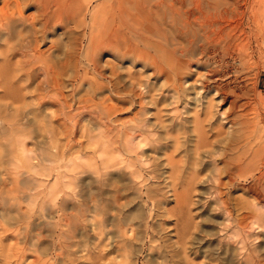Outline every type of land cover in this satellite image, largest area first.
<instances>
[{
    "label": "rangeland",
    "instance_id": "1",
    "mask_svg": "<svg viewBox=\"0 0 264 264\" xmlns=\"http://www.w3.org/2000/svg\"><path fill=\"white\" fill-rule=\"evenodd\" d=\"M104 1L65 0L64 6L70 5L71 7L68 6L70 9L81 5L79 13H82V17L76 10L71 11L70 14L73 16L68 18L67 24L50 27L43 37L44 40L42 34H38L37 43L40 45L37 44V47L42 51L44 60L38 63L36 68L43 66L52 72L45 74L43 70L39 71L35 76H28L29 80L24 71L21 74L15 66H11L9 79H0L2 82L10 81L11 83L4 93L0 91V102L14 100L13 110L0 114V121L3 124L0 126V188L3 189H0V211L3 212L4 209L10 211L9 213L0 212V264H160L161 260L164 261L163 259H167L166 264H238L249 251L253 255L262 254L264 252V214H258L257 211L264 210V193L249 192L247 188L250 180H239L238 187L232 188L228 183L227 173L226 175L223 173L220 186L215 179L206 182L207 185L196 184L194 188L196 190L192 189V183L183 187L180 184L177 185V191L181 200L177 202L172 189L163 183V177H151L149 170L154 166L149 158L157 156L158 144H164L161 143L164 142L162 139L164 135L159 125L166 123L168 116L166 110L173 106L178 107L179 112H182L185 105L184 97H180L179 102L176 100L178 94L174 90V81H169L165 75L153 73V67H155L153 62L145 61L140 54L138 57L132 53L130 54L133 57L125 54L120 47L111 44L108 39L109 35L112 36L113 27L91 22V16L95 13L100 20L105 19L108 23L107 12L103 11ZM252 1L188 0L186 8L191 10L193 17H189L188 31L186 29L185 31L187 37L191 35L186 38L188 43L194 37L192 42L203 40L208 46L221 48L223 52L219 53L218 57L225 65V77L222 83L235 88L238 93L247 92L238 101L235 110L229 109L228 101L218 107V110L223 112L224 118L216 125V131L222 133L220 137H225L232 129L235 134H248L255 128L250 144L261 145L260 135H263L262 140H264V33L253 21ZM36 2L32 0L27 4L24 3L22 8L26 16H30L31 19L36 18L34 21L39 28L42 22L40 16L42 10H40L41 5ZM2 3L3 1L0 0V6ZM74 16H77V19ZM78 23H81V26ZM94 24L102 26L101 30L108 44L95 50L90 47L91 31L89 30ZM205 34L209 35L207 40H205ZM137 35L128 33L129 43L138 44ZM145 35L154 40H160L154 32L145 33ZM227 47L228 49H225ZM150 51L155 59L162 63L157 53L154 50ZM51 54L56 59L60 57L57 59L56 68L48 61ZM18 56L12 58L13 62H17L18 59L23 60L20 54ZM64 60L67 62L65 63ZM90 60L95 63L98 61L99 63H96L98 67ZM47 63L49 66L46 65ZM38 73L43 74L38 75ZM16 75L17 78H15ZM36 79L38 83L35 82ZM36 83L43 87L49 84L50 86L47 87L50 88H47L46 92L44 90L39 92L36 89L38 87ZM148 86L151 89L154 88L153 93H149ZM32 90L36 92L33 93ZM13 92L17 96L12 100L9 96ZM46 94L48 95L45 99L43 95ZM150 94L156 96L155 103H153L154 99L149 98ZM28 109L30 112L27 113V117L31 120V125L17 124L15 119L22 118L21 114L24 111L28 112ZM44 110L45 113H43ZM159 110L162 112L160 113ZM156 111L158 112L155 113ZM240 117L249 121L250 128H246V131L242 130L244 128L241 124L231 126L233 119ZM152 120L156 122L153 123ZM7 122L14 125L11 126ZM48 133L51 134L48 135ZM172 135L176 136V133ZM167 136L172 137L170 134ZM211 138L213 139V136ZM170 147L166 152L169 149L168 153L174 150V147ZM189 147H193V144L189 143ZM3 154L5 156H2ZM218 157L219 167L227 169V159H222V155ZM179 158L180 155H177L176 159ZM5 165L8 167H4ZM132 171L134 175L129 174ZM117 174L120 175L117 176ZM158 174L162 176V172ZM201 174H203L201 181H204L206 172ZM133 177H138V180L142 182L140 191L144 200L139 198L141 205H128L127 212H132L136 207L134 211L137 216L140 215V218H136L134 222L137 224V221L144 218L149 221V225L147 228L145 226L141 228L143 240L133 241L137 247L133 254H129L128 251H116L113 248L114 240L106 235L109 230L106 207L100 205L104 212L99 215L94 210V205H91V198L93 188L98 187L101 198L107 194L112 196L115 193V187L127 183ZM111 178L113 182H109ZM148 186L158 189L157 193L160 195L155 192L152 196L164 200L165 205H152L149 202ZM187 190L193 193L189 207L182 199V194ZM10 194L17 196L13 197L14 195ZM257 195L260 200L256 198ZM224 202L226 205L223 204ZM254 210L255 212L252 213ZM14 214H17L18 218ZM255 216L259 218L258 224L254 223ZM226 224L230 227L225 228ZM118 228V226L115 227L116 231ZM188 231L187 240L185 234L186 232L188 234ZM183 233L184 235H181ZM150 238L156 241L150 243ZM184 244L187 247L183 246ZM148 248L151 250L149 251ZM173 248L177 252L181 250V253L177 254Z\"/></svg>",
    "mask_w": 264,
    "mask_h": 264
},
{
    "label": "bare ground",
    "instance_id": "2",
    "mask_svg": "<svg viewBox=\"0 0 264 264\" xmlns=\"http://www.w3.org/2000/svg\"><path fill=\"white\" fill-rule=\"evenodd\" d=\"M2 1H3V3L0 6V61H2L1 62L2 66L0 67V79L2 78L4 80H6L8 78L9 70H10L11 66H15V69L18 70L19 72H21V74H23L25 72V74H27V76H26L27 78H28V76H35L37 74V72L42 71V70L45 72V74L49 73L51 70L48 71L47 67H43V66L40 67L39 66L38 68H36V65L40 62H43V60H44V59H42V55H43L42 51L37 47L38 45H40L37 43L38 37H39L38 34L39 33L42 34V39L44 40L45 38H43V37H44L45 33L47 31H49L50 27H56L57 24H59V25L64 24L68 21V18L70 16H73L72 14H70L71 11L76 10L78 12L77 14L81 15L82 13L81 14L79 13L81 5L80 6L77 5L76 8L70 9L68 7L70 5H68V4H67L68 6H64L65 0H33L35 2L37 1L36 3H39L41 5L40 10H42V11H40V14H41L40 16L42 17V22L40 23V26L38 28L36 26V21H34V19H36V18L32 17V19H31L30 16H26L24 14V11L22 8L25 5L24 3L27 4L30 1L32 2V0H2ZM76 1H78V0H76ZM252 2H253L252 16L254 19L253 21L255 22L257 27H260L263 30L262 32L264 33V0H253ZM187 3H188V0H105L103 2V11L107 12V17H108L107 22L108 23L105 22V19L100 20L98 15L95 13H93L91 16V22L92 23H99L102 25L107 24L108 27H113V29H114L113 33H112L113 37L109 35L110 38L108 39V40H110L111 44H113L117 47H120L123 50V53H125V54L132 53V54H135L136 57H138L140 54L143 57V59H145V61L147 60L151 63L153 62L154 66H155V67H153L154 71L152 69L153 73L158 74V75H165L169 81H171V82L174 81V85H173L174 90L178 94V99H176V98L175 99L179 102V98L184 97L183 102L185 103V105L182 108L183 109L182 112L180 113L178 110V107L173 106L171 109L166 110V112H168V116L167 117L165 116L166 117V123L159 125L160 131H162V134L164 135L162 138V139H164V142H161V143H164V144H158L157 145L158 151L156 150V152H157L156 154L158 157L156 156V157H150L149 158V159H151V161H153L152 165L154 166L149 170V173H150L151 177L153 176V178L154 177L155 178L163 177V183L166 184V187H170L172 189L173 196H175V200L177 202L179 200H181L179 197L180 194L177 191V189H178L177 185L179 186L180 184H182L181 187H183L186 184L188 185V183H192V185H193L192 189L196 190V189H194V188H196V184L203 183V185H204V184H206V182L215 179L216 181H218L217 183H219L218 185L220 186V185H222L221 183H222L223 173H224V175H226L225 173H227L228 178H229L228 183L232 186V188L238 187L237 181H239V180L240 181L242 179L250 180L247 190L249 192H253V194H254V191L258 194H263L264 193V142H263L264 140H262L263 135H260L261 145H258V144H252V143L250 144V142H251L250 138L252 137V133L254 132L255 128L250 130V132H248V134H245V133L244 134H235L234 130L232 129V130H230V133H228L225 137H220V135L222 133H220V131H216V125L218 123H221V121H223V119H224L223 118V112L221 113L220 112L221 110H218V107L228 101L229 102V109L235 110L238 106V101L244 95H246L247 92L245 91V92L238 93L235 88L234 89L230 88L227 86L228 84L222 83V81L225 77V70H224L225 65L222 62L221 58L218 57L219 53L223 52L221 48L216 49L215 47L208 46L203 40H200L198 42H195V41L192 42V39L194 40V37H192V39L190 38L191 41L188 43L186 38H189L191 35L189 33L190 36L187 37V33H186L185 29L188 31V29H187L189 26L188 20L193 16H191V10L186 8L188 5ZM21 4H23V5H21ZM82 4H83V2H82ZM86 10H87V8H86ZM97 10H98V8H97ZM77 16H74V17H76V19H77ZM194 16H196V15H194ZM81 17H82V15H81ZM72 21L75 22V20H72ZM78 24H80V26H81V23H78ZM101 29H102V26H97V24L91 25V29L89 28V30L91 31V35H90L91 45H90V47L93 50L97 49L100 46L103 47L104 45L107 44L105 34L103 33V30H101ZM257 31H258V29H257ZM152 32H154L156 37L159 38L160 40H154V39L150 38L149 36L145 35V33H152ZM128 33L138 34L137 38L139 40L138 41L139 43L135 44V45L129 43L128 38H127ZM202 33L204 35L203 31H202ZM207 36L209 37V35H206L205 40H207V38H208ZM88 37H89V35H88ZM211 37H213V36H211ZM112 38H113V40H112ZM202 38H204V36ZM209 39H208V41H209ZM227 39H229V38L227 37ZM57 41H59V40H57ZM208 41H206V42H208ZM140 43H141V45H139ZM56 44L58 45V42H56ZM58 47H60V46H58ZM87 47H86V49H87ZM108 48H110V47H108ZM225 49H228V47ZM150 50H154L157 53V55L160 57L162 63H160L159 61H157L155 59V56L151 54ZM62 51H63V48H62ZM19 54L21 55V57H23V60L18 59L20 61L17 60V62H13L12 58H14L15 56H18ZM93 54H95V53H93ZM56 55L58 56V54H56ZM130 56H132V55L130 54ZM88 57H89V55H88ZM95 57H96V55H95ZM121 57H122V55H121ZM49 58L50 59L48 61L51 62L50 64H52V66L56 68L57 59L60 57L58 56V58L56 59L55 56L53 54H51V56ZM122 58H124V57H122ZM125 58H126V56H125ZM67 60L66 61L64 60V62L66 63ZM90 61H93V60H90ZM61 62L63 63V61H61ZM97 62L98 61H96V63ZM132 62H133V60H132ZM141 62H143V60ZM96 63L93 61V64L98 67V65H96ZM143 64H144V62H143ZM43 65H45V64H43ZM46 65H48V63ZM60 65H62V64H60ZM60 65H58V66H60ZM60 67H62V66H60ZM65 67H67V66H65ZM83 67L85 68V65ZM95 71H97V70H95ZM54 72H55V70H54ZM14 74H17V73H14ZM39 74H41V73H38V75ZM76 74L78 75V73H76ZM114 74H116V73H114ZM20 77L22 78V76H20ZM150 77H151V75H150ZM15 78H17V75ZM28 79L30 80V78H28ZM28 79H27V81H28ZM20 80H22V79H20ZM183 81H184V83H183ZM5 82L4 81L2 82L0 80V88L2 89L0 91L3 93L5 92L6 88L10 87V84H11L10 81L6 82V84H5ZM22 82H23V80H22ZM35 82L38 83V80L36 79ZM35 82H34V84H35ZM46 82H48V81H46ZM55 82H56V80H55ZM25 83H27V82H25ZM133 83H134V81H133ZM136 83H139V82H136ZM41 84H44V83H41ZM31 85H33V84H31ZM48 85L49 84H47V86ZM34 86L32 88H34ZM47 86L43 87V85H38V87H36V89L38 91L39 90L45 91V90H47V88H50ZM99 87H96V88H99ZM25 89H26V87H25ZM48 90H50V89H48ZM153 90H154L153 87L151 89L148 86L149 93L152 92ZM34 91H33V93L36 92V91L35 92ZM30 93H32V92H30ZM30 93H28V94H30ZM151 94L149 95L150 96L149 98L154 99L153 103H155L156 96L155 95L151 96ZM24 95H25V93H24ZM47 95L48 94L43 95L44 98ZM174 95H176V94L174 93ZM16 96H17V94L15 92H13V93H10L9 98L11 97L13 100V99H16L15 98ZM24 97L26 99V96H24ZM12 103H14V100L13 101L9 100L7 102H0V114L3 112H5V114H6V113H9V111L13 110L14 107H13ZM156 103H157V101H156ZM28 105H30V104H28ZM149 105H150V103H149ZM152 106H154V105H152ZM18 107H19V104H18ZM22 108H24V107H22ZM154 108H155V106H154ZM156 108H159V107H156ZM16 109H18V108H16ZM21 109H18V110H21ZM159 109H162V108L160 107ZM147 111H149V110H147ZM13 112H12V114H13ZM17 112H19V111H17ZM29 112H30V110L28 112L24 111V113L21 114V116H23L22 118L18 119L19 118L18 117L17 119H15L16 123L17 124L20 123L23 125H28V124L31 125V123H30L31 120L27 117V113H29ZM46 112H47V110H46ZM152 112H153V110H152ZM157 112L158 111H156L155 113H157ZM159 112L161 113L162 111L159 110ZM43 113H45V110ZM163 114H164V112H163ZM163 114H161V116ZM19 115L20 114H18V116ZM15 117H17V116L15 115ZM3 118H4V116H3ZM155 119H157V118H155ZM153 120H152V122H153ZM163 120H164V118H163ZM140 121H141V119H140ZM154 122H156V121H154ZM0 123H1V121H0ZM121 123H123V122H121ZM8 124H10L11 126L14 125L11 122H9ZM124 124H126V123H124ZM235 124H241L244 128L242 130H244V131H246L245 130L246 128H250L249 127L250 125H248L249 121L243 120L241 117L233 119L231 126H234ZM0 126H3V124L1 123ZM46 128H47V126H46ZM137 128H138V126H137ZM139 129H140V127H139ZM143 129H145V128H143ZM46 131H47V129H46ZM122 131H124V130H122ZM141 132L146 133L147 131H141ZM137 133H140V132H137ZM173 133H176V136H174L175 134L172 135ZM50 134L51 133H48V135H50ZM120 134H121V132H120ZM133 134L134 133H132V135ZM168 134H170L172 137L167 136ZM232 134H233V136H232ZM122 136H124L123 133H122ZM212 136H213V139L211 138ZM48 140H50V139H48ZM189 143H192L193 147H189ZM140 144H142V143H140ZM125 146H127V145H125ZM169 146L174 147V150L172 152L168 153V151L170 149L167 152H166V150L168 149ZM130 149H131V147H130ZM138 150H141V149H138ZM27 151H28V149H27ZM125 152H127V151H125ZM3 153H5V152H3ZM6 155H7V153H6ZM140 155H141V153H140ZM177 155H180L179 159H176ZM218 155H222L223 156L222 159H224V158L227 159L226 160V162L228 164L227 169L224 170V169H221L219 167ZM2 156H5V155L3 154ZM141 156H143V155H141ZM108 165L110 166V164H108ZM149 165H151V164L149 163ZM113 166H114V164H113ZM157 166H158V168H156ZM4 167H8V165L7 166L5 165ZM32 168H33V166H32ZM40 168H41V166H40ZM11 169H12V167H11ZM12 171H10V172H12ZM158 172L159 173L162 172V176H158L159 175ZM201 172H206V174H205L206 177L203 178L204 181H201L202 180L201 176L204 174V173L201 174ZM13 173H15V172H13ZM129 174L134 175V172L132 171ZM17 175H15V176H17ZM118 175H120V174H117V176ZM123 175H125V174H123ZM107 176H109V175H107ZM110 176H112V175H110ZM114 179H116V178H114ZM119 179H121V178H119ZM138 179H139L138 177H135V178L133 177L131 180L127 181V183L125 182L126 184L124 183L122 185H120L115 180L117 182V184H119L120 186L118 185V187H115L116 189L114 188L115 193L108 188L114 194L112 196H109L111 194H107V196H104V198H101V196L99 194L98 187H95L92 189L93 196L91 198V205H94V210L97 211V213L99 215H101L104 212L103 211L104 209H101L100 205H105V207H106L105 210H106V213L108 216L107 221H108V227H109V230L106 232V235H108V237H110L114 240L115 244L113 245V248L116 251H128L129 254H133L135 248L137 247V245L133 241L143 240L142 235H141V232L143 230L141 228L143 226H145V228H147L149 225V221L147 219H144V218H141L140 221L139 222L137 221V224H136V222H134L135 219L140 218L139 217L140 215L137 216V213L134 211L136 207L134 208V210L132 212H127V208H126L128 205L129 206L130 205H141L139 203V198L144 200V196H143V194H141V191H140V187H141L140 184L142 182L139 181ZM110 180L111 181H109V182H113L112 178ZM145 181L147 183V179ZM216 181H215V184L217 185ZM128 182H131V184H128ZM223 183H225V182H223ZM241 183H243V182H241ZM108 184H110V183H108ZM210 184H212V183H210ZM239 185H240V183H239ZM111 187H112V185H111ZM142 187H143V185H142ZM0 189L3 190L2 188H0ZM200 189H201V186H200ZM157 190L158 189H152V187H150V186L147 187V197H148L149 202H151L152 205H165L164 200L158 199V198H155V196H152L155 194V192L157 195H160L157 193ZM256 193H255V195H256ZM192 194L193 193H190L188 190L184 191V193L182 194V199H184V201H185L184 203H187L188 207H189L190 200L192 199ZM145 195H146V193H145ZM11 196L15 197L17 195L12 194ZM257 197H258V195L256 196V198ZM28 198H29V196H28ZM14 199H16V198H14ZM258 199H259V197H258ZM263 199H264V197H263ZM11 200H12V198H11ZM225 202L223 203L224 205H226ZM13 203H15V202H13ZM13 203H12V205H13ZM250 203H251V201H250ZM252 207L255 208L254 205H252ZM11 210H13V209H11ZM4 211H5V209H4ZM4 211L3 212L0 211V212L5 213V212H8L9 210L5 211V212ZM254 212H255V210L252 213H254ZM257 212H258V214H264V210H258ZM12 213L13 212H11V214ZM6 214H4V215H6ZM12 216H13V214H12ZM15 216L17 217V214ZM143 217H145V216H143ZM0 218H1V216H0ZM3 218H6V217L3 216ZM13 218H14V216H13ZM10 219H11V217H10ZM12 223H13V221H12ZM192 223L194 224V222H192ZM192 223H191V225L194 227V225ZM254 223H257V224L259 223V218L256 216L254 219ZM188 224H189V222H188ZM238 224H240V223H238ZM6 225H8V224H6ZM116 226L119 227L118 231H116V229H115ZM225 226H226L225 228L230 227V225H227V224ZM239 227H241V226H239ZM189 228H192V227H189ZM189 228H187V229H189ZM95 230H97V229H95ZM129 232L131 233L130 235H129ZM184 233L181 235H184ZM190 233H191V230H190ZM181 235H180V237H182ZM185 236H186V239L188 240L189 231H188V234L186 232ZM185 236H183V238ZM187 236H188V238H187ZM191 237H192V234H191ZM153 239L154 238H150V243H153L154 241H156ZM155 239H157V238H155ZM186 239H184V240H186ZM182 242H183V240H182ZM175 243H176V241H175ZM183 243H185V242H183ZM192 243H194V242H192ZM185 244H187V242ZM185 244L183 246H185ZM149 245H151V244H149ZM154 245H155V243H154ZM154 245L152 244V246H154ZM178 245H180V244H178ZM190 245H193V244H190ZM169 246H171V245H169ZM173 246H174V244H173ZM185 247H187V246H185ZM166 248H165V250H166ZM180 248H181V246H180ZM158 249H160V248H158ZM173 249L175 250V248H173ZM182 249L184 251L185 248L183 247ZM190 249H192V248H190ZM148 250H149V248H148ZM150 250H151V248H150ZM152 251H153V249H152ZM152 251H151V253H152ZM159 251H161V250H159ZM167 252H169V251H167ZM179 252L181 253V250ZM179 252L176 251L177 254ZM200 252H202V251H200ZM151 253H150V256H151ZM184 253H185V251L183 252V254ZM220 253H222V252H220ZM227 253L228 252H226V254ZM263 253L258 254V255H253L249 251V252L245 253V255L243 256V258H241L240 261L237 258V260L239 261L238 264H253L254 262H258L259 264L260 263L264 264V261H263L264 260V254ZM186 254H187V252H186ZM148 257H149V255H148ZM163 258H164V256H163ZM211 258H213V257H211ZM174 259L176 260V258H174ZM132 260H133V257H132ZM163 260L164 261L161 260L160 264H166L167 259H163ZM148 261H149V259L147 260V262ZM154 262L157 263L156 261H154ZM122 263H123V261H122ZM169 264H171V263H169Z\"/></svg>",
    "mask_w": 264,
    "mask_h": 264
}]
</instances>
